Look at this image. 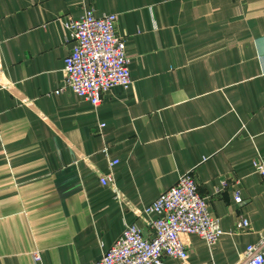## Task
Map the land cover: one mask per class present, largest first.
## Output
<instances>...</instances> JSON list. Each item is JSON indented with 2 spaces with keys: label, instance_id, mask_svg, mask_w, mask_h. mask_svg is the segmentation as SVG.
Wrapping results in <instances>:
<instances>
[{
  "label": "crops",
  "instance_id": "obj_1",
  "mask_svg": "<svg viewBox=\"0 0 264 264\" xmlns=\"http://www.w3.org/2000/svg\"><path fill=\"white\" fill-rule=\"evenodd\" d=\"M86 8L117 14L131 76L95 106L54 91ZM257 154L264 0H0V264H89L127 223L150 234L143 208L186 170L221 227L183 234L186 264H234L264 234Z\"/></svg>",
  "mask_w": 264,
  "mask_h": 264
},
{
  "label": "built area",
  "instance_id": "obj_2",
  "mask_svg": "<svg viewBox=\"0 0 264 264\" xmlns=\"http://www.w3.org/2000/svg\"><path fill=\"white\" fill-rule=\"evenodd\" d=\"M116 17V13L95 14L86 8L79 16L64 19L71 45L63 57V81L55 92L69 88L95 106L109 87L130 84L126 39L116 32ZM116 161L110 160L109 164ZM252 164L264 176V156L255 155ZM111 180V174L100 176L102 184ZM234 198L241 200L237 190ZM207 203L191 171H184L143 208V212L155 213L150 220V234L134 222L127 223L102 256L89 264H171L166 260L168 256L179 258V264H186L183 234L197 233L212 245L221 232L218 219L210 214ZM235 225L246 228L247 219L240 216ZM33 255L35 259L40 257L38 251ZM234 264H264V234L247 244Z\"/></svg>",
  "mask_w": 264,
  "mask_h": 264
}]
</instances>
